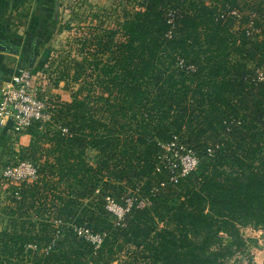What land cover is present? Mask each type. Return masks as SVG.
I'll use <instances>...</instances> for the list:
<instances>
[{
  "label": "trees",
  "instance_id": "1",
  "mask_svg": "<svg viewBox=\"0 0 264 264\" xmlns=\"http://www.w3.org/2000/svg\"><path fill=\"white\" fill-rule=\"evenodd\" d=\"M124 2L113 26L80 39V58L56 66L50 81L71 100L55 101L12 152L38 177L8 189L0 264H242L258 245L242 228L264 231V82L248 67L264 64V0ZM253 12L261 39L246 36ZM28 18L13 15L12 34L26 33ZM59 23L51 18L52 34ZM175 137L199 159L177 183L161 163ZM13 143L0 133V149ZM106 196L133 199L122 223ZM81 225L104 235L99 249Z\"/></svg>",
  "mask_w": 264,
  "mask_h": 264
},
{
  "label": "built area",
  "instance_id": "2",
  "mask_svg": "<svg viewBox=\"0 0 264 264\" xmlns=\"http://www.w3.org/2000/svg\"><path fill=\"white\" fill-rule=\"evenodd\" d=\"M228 13L240 16L237 9H229ZM255 17L257 18L256 13L253 12L251 14L252 19L245 27L246 36L251 40L261 39L263 36L262 28L255 23ZM248 67L253 72L251 82L255 84L264 82V64L259 66L249 62ZM49 108L50 105L47 100L36 95L35 76L31 69L28 67L17 68L12 74L10 81L2 86L0 90V132L4 131L11 136L15 143L21 135L28 134V128L33 122H44L50 118ZM62 130L64 132L67 131L66 128ZM162 147L164 148V153L161 155V163L168 169L171 182L177 183L197 168L199 164L197 154L186 144L179 142L177 137L170 143L162 144ZM218 147V144L215 147H209L207 149L208 155L212 156L215 148ZM161 170L162 166L158 164L157 171L160 172ZM37 177L38 168L32 161L23 159L9 162L0 168V187L17 186L22 182H33ZM164 185L165 182H162L161 186ZM154 192L156 193L157 189ZM16 197L18 198L17 194ZM124 201L125 203L121 204L111 196L105 197V209L117 223L124 221L126 214L133 205L131 197L126 198ZM147 204L149 203L143 200L140 205ZM55 223L59 225L61 221L55 220ZM75 230L79 236L92 242L95 250L100 248L104 235L92 232L85 225L75 226ZM248 231L262 233L263 230L252 227L242 228L243 233ZM57 237H59V231L56 234ZM54 243L55 239L49 246L44 247L43 251L48 253L52 246L55 245ZM26 248L37 250L38 245L31 243Z\"/></svg>",
  "mask_w": 264,
  "mask_h": 264
},
{
  "label": "rangeland",
  "instance_id": "3",
  "mask_svg": "<svg viewBox=\"0 0 264 264\" xmlns=\"http://www.w3.org/2000/svg\"><path fill=\"white\" fill-rule=\"evenodd\" d=\"M133 4V2H132ZM131 4V6H132ZM135 6V5H133ZM124 0H61L57 5L59 26L63 28L60 33L52 34L47 41H36V45L31 46L29 64L26 67L31 69L35 76L36 95L46 99L52 106L55 101H63V83L59 86L53 85L50 81L54 77L56 66L61 60L72 57L80 58L76 49L79 47L80 39L92 34L94 29L113 26L118 16L124 12ZM135 6L134 8H136ZM127 8V7H126ZM19 35V33H17ZM20 36V35H19ZM19 49V47L17 48ZM3 55L8 53H1ZM12 54V53H11ZM24 67V66H23ZM52 75V76H51ZM9 145V144H8ZM5 149V150H4ZM0 168L9 162L17 161L18 158L12 152L17 153L19 149L14 146L1 148ZM89 163L95 164L98 160L96 150L87 151ZM5 187V188H4ZM10 186L0 187V229L5 226V219L2 220L1 209L6 203ZM5 191V192H3ZM97 192V191H96ZM3 195V196H1ZM89 200H84L87 203ZM245 237H257L258 245L251 247L248 255L244 257L242 264H264V231L262 233L246 232ZM250 235V236H249Z\"/></svg>",
  "mask_w": 264,
  "mask_h": 264
},
{
  "label": "crops",
  "instance_id": "4",
  "mask_svg": "<svg viewBox=\"0 0 264 264\" xmlns=\"http://www.w3.org/2000/svg\"><path fill=\"white\" fill-rule=\"evenodd\" d=\"M61 0H0V39L18 48L17 54L0 53V90L6 85L17 68L29 64L33 41H47L51 38L50 20L54 16L57 4ZM28 13L29 18L25 32L19 30L14 35L11 26V17L19 13ZM63 86V85H61ZM63 89V88H62ZM63 101H70V93L62 91ZM1 133V132H0ZM31 143V135H21L17 142L11 144L16 149L26 147Z\"/></svg>",
  "mask_w": 264,
  "mask_h": 264
},
{
  "label": "water",
  "instance_id": "5",
  "mask_svg": "<svg viewBox=\"0 0 264 264\" xmlns=\"http://www.w3.org/2000/svg\"><path fill=\"white\" fill-rule=\"evenodd\" d=\"M58 5V4H57ZM54 18L57 19L58 18V14H57V8L54 14ZM0 53H12V54H17L18 53V49L11 46L10 44L6 43L5 41L0 39Z\"/></svg>",
  "mask_w": 264,
  "mask_h": 264
}]
</instances>
